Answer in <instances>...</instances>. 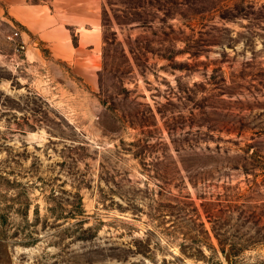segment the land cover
<instances>
[{"label":"rangeland","instance_id":"374dc122","mask_svg":"<svg viewBox=\"0 0 264 264\" xmlns=\"http://www.w3.org/2000/svg\"><path fill=\"white\" fill-rule=\"evenodd\" d=\"M120 2L81 71L0 4V264H264V0Z\"/></svg>","mask_w":264,"mask_h":264},{"label":"crops","instance_id":"0c3cea01","mask_svg":"<svg viewBox=\"0 0 264 264\" xmlns=\"http://www.w3.org/2000/svg\"><path fill=\"white\" fill-rule=\"evenodd\" d=\"M0 4L13 22L46 44L54 58L74 70H99L104 0H0Z\"/></svg>","mask_w":264,"mask_h":264},{"label":"trees","instance_id":"16d2710c","mask_svg":"<svg viewBox=\"0 0 264 264\" xmlns=\"http://www.w3.org/2000/svg\"><path fill=\"white\" fill-rule=\"evenodd\" d=\"M114 0H104V6H103V13H104V17H108L109 16V11L112 9V6L114 5V3H112ZM127 0H119L120 3L124 4V5H128L127 2H125ZM139 5V4H137ZM142 7V6H141ZM140 8V5L138 7L133 6L132 10H138ZM136 14V13H135ZM131 15H134L133 12L131 13ZM137 15V14H136ZM141 17L138 16V18H136L135 20H131L134 23H141V24H145V20L140 19ZM105 27V24L103 25Z\"/></svg>","mask_w":264,"mask_h":264}]
</instances>
